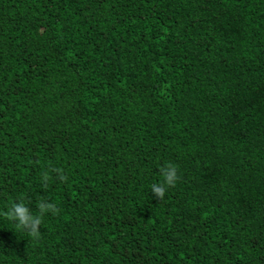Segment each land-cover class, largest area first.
I'll list each match as a JSON object with an SVG mask.
<instances>
[{
	"label": "trees",
	"instance_id": "trees-1",
	"mask_svg": "<svg viewBox=\"0 0 264 264\" xmlns=\"http://www.w3.org/2000/svg\"><path fill=\"white\" fill-rule=\"evenodd\" d=\"M0 264H264V0H0Z\"/></svg>",
	"mask_w": 264,
	"mask_h": 264
},
{
	"label": "clouds",
	"instance_id": "clouds-1",
	"mask_svg": "<svg viewBox=\"0 0 264 264\" xmlns=\"http://www.w3.org/2000/svg\"><path fill=\"white\" fill-rule=\"evenodd\" d=\"M160 175L161 179L153 183L150 187L151 193L158 200L164 199L167 189L176 183L178 179V168L173 163H166L160 168ZM43 179L47 181L48 177L45 176ZM38 208L41 213L49 210L55 211V206L44 199L38 201ZM7 215L17 226L30 228L33 233L37 231L41 223L40 216L33 214L28 204L22 198L12 202Z\"/></svg>",
	"mask_w": 264,
	"mask_h": 264
}]
</instances>
